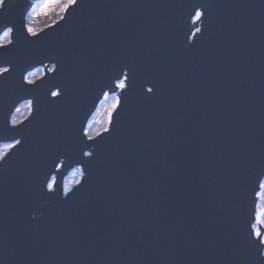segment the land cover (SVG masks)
Listing matches in <instances>:
<instances>
[{
	"label": "water",
	"instance_id": "95a60500",
	"mask_svg": "<svg viewBox=\"0 0 264 264\" xmlns=\"http://www.w3.org/2000/svg\"><path fill=\"white\" fill-rule=\"evenodd\" d=\"M32 9L0 11V264H260L264 0H77L34 36Z\"/></svg>",
	"mask_w": 264,
	"mask_h": 264
},
{
	"label": "rangeland",
	"instance_id": "374dc122",
	"mask_svg": "<svg viewBox=\"0 0 264 264\" xmlns=\"http://www.w3.org/2000/svg\"><path fill=\"white\" fill-rule=\"evenodd\" d=\"M30 1L33 4V9L28 16L26 26H27V30L29 27L32 28L35 32V35L39 34L48 27L53 26L58 21H60L64 16V13L70 6L68 4V0H30ZM6 40H11V33H9V31L1 37L0 44L5 43ZM50 69H53V67H50ZM48 71L49 68L47 67L46 69L42 68L37 70L36 72L26 77L27 82L28 81L36 82L35 81L36 77L45 76L46 72ZM116 99H118L116 96L110 95L108 96L107 99H104V101L101 103L96 114L90 121L89 136L93 137L94 135H97V133L102 134L104 130L109 128L110 125L109 112L111 111L113 115L114 110L112 109V104ZM31 113H32V104L31 103L23 104L19 109H17V112L14 114L12 121L15 120L16 124L13 125L12 123V125L18 126L22 124L26 119H28ZM6 146L7 145H3L1 147L0 153L4 151ZM12 149L13 148H11L9 151H11ZM6 156L7 154L3 156V159ZM83 176L84 175L82 169H79V171L78 169L74 170L67 178L68 190L74 189L78 185V183L83 180ZM259 197L260 199L258 204V212L264 210V189H262ZM256 230L262 232L261 223L257 222V220H256Z\"/></svg>",
	"mask_w": 264,
	"mask_h": 264
},
{
	"label": "snow or ice",
	"instance_id": "6c2138e0",
	"mask_svg": "<svg viewBox=\"0 0 264 264\" xmlns=\"http://www.w3.org/2000/svg\"><path fill=\"white\" fill-rule=\"evenodd\" d=\"M6 3H7V0H0V11L3 10V8H4L5 5H6ZM68 4H69L70 6H75V5L77 4V0H68ZM195 15H196V18L199 19L200 16L202 15V13H200V12H196ZM28 32L31 33V34H33V35H35L34 30H33L32 28H30V27L28 28ZM9 33H11V29H9ZM11 43H12L11 40H6L5 43L0 44V48H6L7 45H8V44H11ZM7 72H9V69H8L7 67H5L2 71H0V75H3L4 73H7ZM10 78H11L10 76H5V79H10ZM126 79H127V75H126V74H124V79H123V80H121V79H117L116 87H118V88H120V89H124V88L126 87V85H125V83H124V80H126ZM28 83H32V81H28ZM149 91H151V89H149ZM52 95H53V96H59V92H53ZM104 98H105V99L108 98L107 94L104 95ZM57 102H59V101H57ZM119 104H120L119 99H116V100L114 101V103L112 104V109L115 110ZM111 120H112V112L110 111V112H109V121L111 122ZM12 123H13V125H15V124H16V121L13 120ZM2 131H3V130H0V133H2ZM98 134H99V133H97V135H98ZM85 135H87V133H85ZM89 139H92V137L89 136ZM19 143H20V141L17 140V141H16V144H19ZM13 147H15V145H13V144H8V145L5 147L4 151H3L2 153H0V159H3V156H4L5 154H7V152H8L11 148H13ZM84 155H86V156H91V152H85ZM53 163L56 165L57 168L63 166V162H62V161H59L58 158H57V160L54 161ZM78 171H79V169H78ZM54 182H55V181H54V178H53V182H52V183H48L47 187L49 188V190H52V189H53V187H54ZM259 187H260L261 189H264V183H261V184L259 185ZM256 220H257V222H259V223H264V210H262V211H260V212H258V213L256 214ZM253 227H255V226H253ZM255 235H256V238L260 241V243H261V244H264V233H262V232L259 231V230H256V231H255ZM260 264H264V260H262V261L260 262Z\"/></svg>",
	"mask_w": 264,
	"mask_h": 264
}]
</instances>
